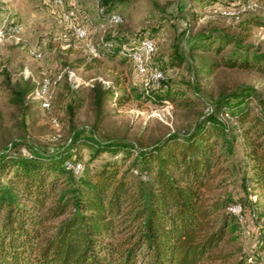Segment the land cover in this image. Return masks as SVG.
<instances>
[{
    "label": "trees",
    "instance_id": "obj_1",
    "mask_svg": "<svg viewBox=\"0 0 264 264\" xmlns=\"http://www.w3.org/2000/svg\"><path fill=\"white\" fill-rule=\"evenodd\" d=\"M126 1L101 3L110 8ZM251 26L262 27L264 22L249 18L242 29L247 36L219 29L200 32L190 43V53L220 56L232 46L219 63L210 62L203 69L221 67L264 75V50L242 45ZM106 41L113 43L109 58H120L122 65L131 63L128 55H120L128 41ZM185 62L175 47L171 66L181 68ZM99 63L96 56L75 61L76 68L88 70ZM61 81L68 84L65 74L57 83ZM7 82L16 116L26 115L32 105L40 106L26 103L40 85L32 78ZM86 90L87 108L94 117L91 127L72 128L56 150L23 141H10L0 150V264H246L248 258L231 263V249L242 231L241 217L228 209L241 200L225 188L234 175L227 165L236 140L230 128L238 131L246 124L239 134L247 148L243 180L263 195L251 207L259 224L257 248L264 253V100L252 86H239L219 96L213 112L204 113L188 132L169 133L150 145L98 137V126L108 116L107 104L122 106L143 98L173 106L181 99L178 90H169L162 82L155 92L138 93L128 89L122 78L109 87L95 82ZM182 100L178 105L189 102ZM83 101L79 97L68 106L72 117ZM223 113L231 117L230 123L219 119ZM85 149L89 155L82 163ZM102 154L109 156L91 170L89 165ZM67 161L80 163L82 171L74 175L66 169ZM249 264H264V258Z\"/></svg>",
    "mask_w": 264,
    "mask_h": 264
},
{
    "label": "rangeland",
    "instance_id": "obj_2",
    "mask_svg": "<svg viewBox=\"0 0 264 264\" xmlns=\"http://www.w3.org/2000/svg\"><path fill=\"white\" fill-rule=\"evenodd\" d=\"M251 1L259 8L250 9ZM77 2L75 25L88 31V37L83 41L78 40L73 28L62 20V13L68 7L67 0L63 5L55 4L54 0H0V27L10 22L19 28L17 34H7L0 44V150L10 141L56 150L66 142L72 128L92 126L94 117L85 98L89 86L76 90L64 81L57 83L62 71L72 66L86 82L101 77L111 85L117 78H122L128 89L138 93L155 92L163 82L169 85V90H178L179 101L182 102V98L189 100L186 105H178L181 103L177 100L173 106L169 102L161 104L143 98L131 99L122 106L110 102L106 107L108 116L98 126L100 138L141 140L150 145L169 133L188 132L204 113L213 112L219 96L231 94L243 85L252 86L259 99L264 100V75L221 67L203 69L210 62L219 63L221 56L231 52L232 46L220 56L201 51L190 53V43L200 32L219 29L232 36H247L242 29L249 18L264 22V0H128L114 3L110 8L103 6L101 0ZM113 14L121 19L117 25L108 22ZM101 37L128 42L143 38L153 40L156 52L149 70L162 72L163 79L155 81L149 75L140 76L131 63L122 65L120 58H109V50L100 44ZM242 45L264 50V26L249 27L248 38ZM175 47H179L186 58L181 68L170 64ZM93 48L99 65L90 70L82 66L76 68L77 59L95 56ZM29 78L34 84L44 80L50 82V106L44 109L32 105L26 115L16 116V110L9 103L7 80L15 84ZM79 97L84 101L72 117L68 106ZM30 102L36 101L29 98L26 103ZM219 119L226 124L231 122L223 121L220 115ZM247 126L240 125L238 131L230 128L236 140L227 165L233 168L234 175L228 178L225 188L233 198L241 200L242 208L238 215L242 233L231 249L234 254L231 263L248 258L246 264H249L250 260L264 258V253L257 248L259 224L251 207V203L257 197L262 200L263 195L251 185L247 187L243 180L247 148L239 134ZM88 155V150H83L82 163H86ZM108 156L102 154L89 168L96 169Z\"/></svg>",
    "mask_w": 264,
    "mask_h": 264
},
{
    "label": "built area",
    "instance_id": "obj_3",
    "mask_svg": "<svg viewBox=\"0 0 264 264\" xmlns=\"http://www.w3.org/2000/svg\"><path fill=\"white\" fill-rule=\"evenodd\" d=\"M68 7L62 13V20L65 24L71 26L74 30V35L78 40H85L88 37V31L86 28L82 26L75 25L76 18V8H77V0H67ZM55 4L63 5L65 0H54ZM248 7L252 10H256L259 6L250 2ZM108 22L110 25H117L121 22V19L118 15L113 14L109 17ZM8 29V30H7ZM19 32V28L17 24L7 22L0 27V44L6 39L7 34H17ZM100 44L103 45L107 50H111L113 47V43L110 41H106L104 37L100 38ZM93 54L96 56V50L92 49ZM156 52L155 42L151 39L143 38L137 41H132L127 43L126 45L121 46L120 55L125 56L128 55L130 58L131 64L134 68V71L140 76H150L155 81H160L163 79V74L160 71L150 72L149 65L154 57ZM65 74L67 77V81L73 89H78L80 87H91L95 82H100L106 87L110 86V82L106 81L104 78L98 77L93 80L84 81L82 80L74 70L64 69L60 76H58L57 81L61 78V76ZM50 82L44 80L32 94H30L29 98L34 99V101L39 102L40 106L44 109H48L50 106ZM223 121L230 120L231 117L227 113H223L220 115ZM69 142V141H68ZM66 169L71 171L74 175H78L82 171V165L80 163H73L67 161L65 163ZM228 211L234 215H239L242 211L241 206L234 205L228 209Z\"/></svg>",
    "mask_w": 264,
    "mask_h": 264
}]
</instances>
